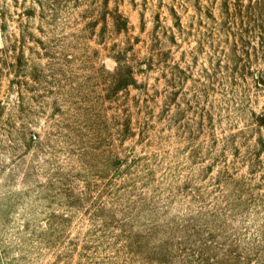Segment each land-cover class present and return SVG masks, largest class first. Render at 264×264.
<instances>
[{
  "label": "rangeland",
  "instance_id": "1",
  "mask_svg": "<svg viewBox=\"0 0 264 264\" xmlns=\"http://www.w3.org/2000/svg\"><path fill=\"white\" fill-rule=\"evenodd\" d=\"M39 1L0 0V264H264V0Z\"/></svg>",
  "mask_w": 264,
  "mask_h": 264
},
{
  "label": "trees",
  "instance_id": "2",
  "mask_svg": "<svg viewBox=\"0 0 264 264\" xmlns=\"http://www.w3.org/2000/svg\"><path fill=\"white\" fill-rule=\"evenodd\" d=\"M33 4H37V5H39V7H40L41 9L44 8L43 5L40 3L39 0H33ZM32 11H33V9L28 10V15L31 16V17H32V15L34 14V11H33V13H32ZM13 51H14V50H13ZM1 54L6 56V54H7L6 50H0V55H1ZM18 60H19V59H17L16 61H18Z\"/></svg>",
  "mask_w": 264,
  "mask_h": 264
}]
</instances>
